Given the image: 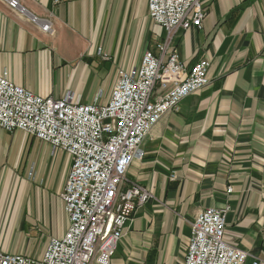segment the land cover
Wrapping results in <instances>:
<instances>
[{
	"label": "crops",
	"instance_id": "obj_1",
	"mask_svg": "<svg viewBox=\"0 0 264 264\" xmlns=\"http://www.w3.org/2000/svg\"><path fill=\"white\" fill-rule=\"evenodd\" d=\"M7 1L0 74L43 97L71 91L87 104L101 91L107 101L116 72L138 66L166 34L148 0H16L15 9ZM201 4V26L177 30L168 52L187 66L206 58L210 82L144 137V155L126 176L151 198L132 214L109 264H184L196 214L226 205L225 241L247 253L244 264H264V0ZM18 138L0 129V251L40 259L68 227L60 192L70 158Z\"/></svg>",
	"mask_w": 264,
	"mask_h": 264
},
{
	"label": "built area",
	"instance_id": "obj_2",
	"mask_svg": "<svg viewBox=\"0 0 264 264\" xmlns=\"http://www.w3.org/2000/svg\"><path fill=\"white\" fill-rule=\"evenodd\" d=\"M7 2L18 8L16 0ZM147 7L165 37L138 66L117 71L105 102L98 94L92 103H79L71 91L43 97L0 74V129L33 136L70 158L60 193L68 218L64 235L51 238L40 259L0 251V264H109L132 214L151 198L144 185L127 181V171L143 157L142 141L161 117L210 80L206 58L187 66L168 52L177 30L201 26V0H148ZM228 211L226 205L196 214L184 264L245 263L247 253L224 239Z\"/></svg>",
	"mask_w": 264,
	"mask_h": 264
},
{
	"label": "rangeland",
	"instance_id": "obj_3",
	"mask_svg": "<svg viewBox=\"0 0 264 264\" xmlns=\"http://www.w3.org/2000/svg\"><path fill=\"white\" fill-rule=\"evenodd\" d=\"M9 1V0H8ZM7 5H8V2H7ZM8 7L10 8V9H13V8H11L9 5H8ZM20 8V7H19ZM203 8V7H202ZM20 10L21 11H23V9H21L20 8ZM32 21H36V19L35 18H33L32 19ZM43 27V26H42ZM41 27V28H42ZM196 28H198V27H196ZM97 52H98V50H97ZM101 52V51H100ZM100 54V53H99ZM103 59H108V57H104ZM117 73V72H116ZM115 77H116V75L114 76V80H115ZM114 82V81H113ZM67 92V91H66ZM109 92V90L108 91H106V93H108ZM100 95L101 94V96H102V92L101 91H99V92H97L96 93V95ZM95 95V96H96ZM95 98V97H94ZM8 132V131H7ZM11 133V132H10ZM12 133H17V135H21L22 136V138L21 139H24V144H29V145H32V146H34V145H36V146H50L49 144H47V143H45V142H42V141H40V140H38V139H36L35 137H33V136H30V135H26V134H24L23 132H20V131H13ZM20 138H18V140L20 141L21 140ZM51 147V146H50ZM61 151V150H60ZM143 155H144V152H143ZM142 159V158H141ZM61 193V192H60Z\"/></svg>",
	"mask_w": 264,
	"mask_h": 264
}]
</instances>
